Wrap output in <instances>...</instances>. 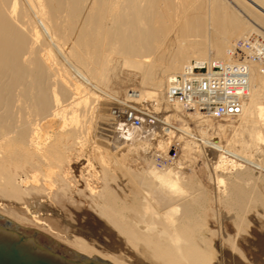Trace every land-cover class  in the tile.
Listing matches in <instances>:
<instances>
[{
    "label": "bare ground",
    "instance_id": "1",
    "mask_svg": "<svg viewBox=\"0 0 264 264\" xmlns=\"http://www.w3.org/2000/svg\"><path fill=\"white\" fill-rule=\"evenodd\" d=\"M250 33L264 35V0H0L1 211L76 247L72 257L52 255L70 264H215L218 250L200 219L204 191L157 188L127 164L137 157L121 153L138 147V156L161 155L174 140L181 159L209 156L216 166L229 159L224 169L236 178L223 199L235 210L236 232L222 220L212 231L221 254L224 247L243 254L237 237L247 224L248 189H264V158L228 148L251 128L264 133V66L238 44ZM192 59L247 63L238 112L216 115L169 97V75ZM171 117L192 118L195 128L171 127ZM70 140L80 166L65 157ZM79 214L93 222L88 236L70 230L83 225ZM14 228L0 225V238L49 254Z\"/></svg>",
    "mask_w": 264,
    "mask_h": 264
},
{
    "label": "rangeland",
    "instance_id": "2",
    "mask_svg": "<svg viewBox=\"0 0 264 264\" xmlns=\"http://www.w3.org/2000/svg\"><path fill=\"white\" fill-rule=\"evenodd\" d=\"M185 111L186 113H188V115L190 114V117L192 116L194 117L197 113L200 115L201 113L204 112V111L201 112V111H188V110ZM111 114L113 115V113L110 112L109 115ZM137 116L138 118L140 117V119H142L143 121V125L137 128L138 130H140L144 128V120L142 118V115H137ZM192 120L193 119L190 118L187 123L191 127L195 128V126H193L194 124L196 125V123H194L195 120L193 121ZM166 122L169 123V126L171 127L173 126L178 129L183 127L185 128L187 126L186 121L182 118L171 117L170 119H167ZM229 132L226 134V136H228ZM247 134H252V135L247 138H242V136H237V138L234 139V141H236L235 143L236 145H230L228 147L229 150L235 152L239 156H243V155L246 156L247 159L250 161H256L257 158H259L260 156L264 158V133L258 128L255 129L251 128L250 131L247 132ZM220 137L226 139L224 135ZM70 141L72 143L69 142V146L72 144L75 148H73V146L71 145L72 146V148L70 146L71 150L70 149H69L70 151L68 150L70 153L67 151L68 153L65 154V157L67 160H71V159L75 160V162H77V165L80 166L83 164L82 163L83 159H81L80 156L77 154L79 153L78 147L73 144L74 142L72 140ZM168 143H169L168 144L169 148L167 147L168 148L167 149L166 147H164L165 149H167V152L165 150L166 153H164L163 151L164 148L159 149L161 155L158 153L156 155V153L148 154L142 152L141 155H139L140 156L139 157L136 153V149L138 147L135 150L126 148L130 150V152L124 149L126 152L121 151V153L124 152V154L129 155L132 158L137 157L136 159L137 161L133 159L131 161L128 160L129 162H127V164L129 165L132 164V168L134 166L133 168L134 171L138 172V174L141 172V175L142 176L144 175V177L149 180V183L150 184L153 183L157 188L161 189L163 187L166 188L168 187V189L173 190L179 188L181 183V185L186 184L185 185L186 187L193 184L204 191V194L207 197L205 203L206 208L204 209L205 210L204 211L205 213H203L204 215L202 214L200 219L204 221L205 223L204 226L205 228H207L205 232L206 234L210 235L213 238L215 249L218 250L216 251V257H215L216 260H214L215 264H221L223 260L229 264H240L234 261L235 258L240 260L241 264H264V189H262L260 186H258L259 188L257 187L256 189H252V190L248 189L249 201L246 202L245 205L246 211L243 212L242 214L247 224L245 225V230H243L241 235L237 237L238 247L240 248V251L243 252V254L242 253L239 254L240 252H233L232 248L230 247H224L223 248L224 253L221 254L219 252L220 238L213 231H216L220 228V224L222 220L223 223L222 225L226 228L229 234H233V233L235 234L236 232V227L234 223H232L233 221L230 218V216L236 215L235 210L229 205L227 196L225 197V200L223 199L224 198L223 192L229 189L230 179L233 180L236 178V175L233 170L231 171L224 169L225 167L228 166L232 167L230 165L229 159L223 158L222 159L223 162L221 161L220 166L219 165L216 166L215 165L216 160L213 159V157H209V156H202V157L197 156L193 158L181 159L180 158V155L182 153L181 145H179V143L175 142L174 140H171ZM136 146L137 144H135L133 147ZM73 153L77 157L75 155H72ZM211 155H213V153ZM177 158L179 159V161H177L178 160ZM63 165H66V163H63ZM78 166L75 168H78ZM173 173L174 174L177 173L178 176L177 174L174 175ZM254 175L258 177L259 173L255 171ZM175 176L177 179L175 178ZM222 177L223 178L225 177L224 179L226 180H223ZM220 178H222V181ZM219 181L221 182V184ZM224 181H226L227 183H224ZM241 182L246 186H249V180L247 178L242 179ZM222 183L224 184V186ZM224 187L226 188V190H224L225 189ZM213 208L214 210H218L219 213L218 214L217 212L215 213ZM88 211L91 212L90 210ZM5 219L6 220L9 219L14 224H18L20 230L23 231L24 233L33 234L35 231H38L36 235L37 240H39L41 244L42 243L49 244L50 247L57 252L64 253L66 256L69 257L73 256V251L80 253L76 247L65 242L63 239L56 236L54 233L48 231L47 229H44L37 223H34L33 221L19 222L14 217L3 213L0 208V225L4 226L9 230L17 231L14 227H8L5 224L4 221ZM91 221L92 220L90 216H88V214L87 215L79 214L78 222H80L83 225L73 226L72 224H69L70 230L72 233L77 232L76 234H80L81 232L82 235L85 234V236H88L92 231L93 222ZM82 227H84V229H82ZM208 228L211 230H209ZM145 261L147 262L149 261L150 264H161L159 262L158 263L154 262L153 260L146 259Z\"/></svg>",
    "mask_w": 264,
    "mask_h": 264
},
{
    "label": "built area",
    "instance_id": "3",
    "mask_svg": "<svg viewBox=\"0 0 264 264\" xmlns=\"http://www.w3.org/2000/svg\"><path fill=\"white\" fill-rule=\"evenodd\" d=\"M238 44L264 66V35L250 33ZM248 71L245 62L192 59L180 72L169 75L168 95L187 107L216 115L236 113L248 90ZM128 115L132 118L130 112ZM132 121L138 123L139 119L134 116Z\"/></svg>",
    "mask_w": 264,
    "mask_h": 264
},
{
    "label": "water",
    "instance_id": "4",
    "mask_svg": "<svg viewBox=\"0 0 264 264\" xmlns=\"http://www.w3.org/2000/svg\"><path fill=\"white\" fill-rule=\"evenodd\" d=\"M4 221H6V219ZM7 223L12 222L7 219ZM14 227L19 228L18 224H14ZM37 233L38 231H35L33 234H27L22 231L20 232V236L32 238L34 241H36ZM38 244L44 250L49 252V254L46 252L35 251L29 243L24 241L20 242L19 240L15 239L5 240L0 238V264H70L68 261L58 259L57 257H52L53 254L64 255V257H66L64 253L53 250L49 244ZM86 264L101 263L98 261L89 260Z\"/></svg>",
    "mask_w": 264,
    "mask_h": 264
}]
</instances>
